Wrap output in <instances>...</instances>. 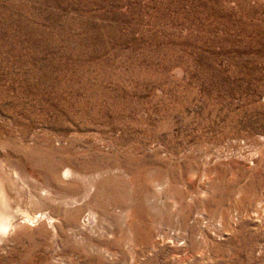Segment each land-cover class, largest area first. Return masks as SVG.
<instances>
[{"label":"rangeland","instance_id":"1","mask_svg":"<svg viewBox=\"0 0 264 264\" xmlns=\"http://www.w3.org/2000/svg\"><path fill=\"white\" fill-rule=\"evenodd\" d=\"M0 170V264H264V0H0Z\"/></svg>","mask_w":264,"mask_h":264},{"label":"bare ground","instance_id":"2","mask_svg":"<svg viewBox=\"0 0 264 264\" xmlns=\"http://www.w3.org/2000/svg\"><path fill=\"white\" fill-rule=\"evenodd\" d=\"M70 173H71V171L69 169H66L65 172L63 173V176H67ZM10 183H11V180L7 176H5L0 170V236L8 233L9 231L12 230V228H14V218H16L15 216L18 215V213L19 214L21 213V211L19 212L18 210H16L15 206L13 205L12 198H11V195L9 192L10 188L8 189V185H10ZM23 212H24V210H23ZM20 215H18V216H20ZM22 215H21V217H22ZM29 217H30V215L29 216L27 214L23 215V217H22L23 220H21V221L34 223L35 220L37 219L35 217H33V218H31V217L29 218Z\"/></svg>","mask_w":264,"mask_h":264}]
</instances>
